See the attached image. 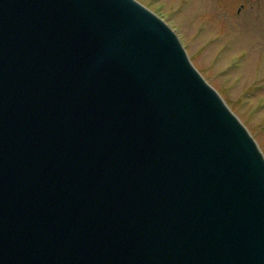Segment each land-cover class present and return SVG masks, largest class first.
I'll return each mask as SVG.
<instances>
[{"label":"water","instance_id":"1","mask_svg":"<svg viewBox=\"0 0 264 264\" xmlns=\"http://www.w3.org/2000/svg\"><path fill=\"white\" fill-rule=\"evenodd\" d=\"M48 113L55 124L47 123ZM33 121L47 139L54 133L53 157L65 156L75 139L81 149L86 140L98 145L66 206L78 200L79 189L87 203L104 201L114 173L103 163L125 162L99 131L152 142L173 167L171 183H162L180 195L172 216L160 181L140 184L123 208L112 210L138 238L126 243L113 232L100 255L116 253L121 264H264V161L171 31L136 1L0 0V169L5 153L16 154L12 132ZM31 135L27 128L20 139L25 150ZM2 173L0 264H14L9 213L1 204L13 197L9 171ZM72 212L66 220L75 219ZM112 223L119 225L116 218ZM109 225L115 227L102 223L96 231L98 243L107 240Z\"/></svg>","mask_w":264,"mask_h":264},{"label":"rangeland","instance_id":"2","mask_svg":"<svg viewBox=\"0 0 264 264\" xmlns=\"http://www.w3.org/2000/svg\"><path fill=\"white\" fill-rule=\"evenodd\" d=\"M139 1L174 28L264 153V0Z\"/></svg>","mask_w":264,"mask_h":264}]
</instances>
